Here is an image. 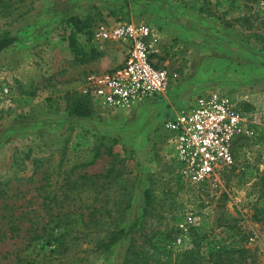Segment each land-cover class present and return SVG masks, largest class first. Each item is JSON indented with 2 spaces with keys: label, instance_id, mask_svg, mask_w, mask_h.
Here are the masks:
<instances>
[{
  "label": "rangeland",
  "instance_id": "374dc122",
  "mask_svg": "<svg viewBox=\"0 0 264 264\" xmlns=\"http://www.w3.org/2000/svg\"><path fill=\"white\" fill-rule=\"evenodd\" d=\"M124 22L158 33L151 57L169 73L166 92L124 109L89 97V113L74 114L84 76L125 54L95 38L98 24ZM7 41L0 264H123L130 239L112 232L143 213L146 190L155 198L136 245L157 250L147 264H169L163 250L198 252L197 264H264V0H0ZM211 91L233 98L252 133L235 140L232 164L192 184L163 123Z\"/></svg>",
  "mask_w": 264,
  "mask_h": 264
},
{
  "label": "built area",
  "instance_id": "2783aa9c",
  "mask_svg": "<svg viewBox=\"0 0 264 264\" xmlns=\"http://www.w3.org/2000/svg\"><path fill=\"white\" fill-rule=\"evenodd\" d=\"M97 39H113L125 46L123 60L102 72H88L82 94L109 109L129 108L169 85L167 69L153 60L159 53V35L145 23L124 22L111 27L98 24ZM163 127L171 156L189 183L212 178L233 163L237 137L252 131L228 94L211 91L198 96L194 104L169 112Z\"/></svg>",
  "mask_w": 264,
  "mask_h": 264
},
{
  "label": "trees",
  "instance_id": "16d2710c",
  "mask_svg": "<svg viewBox=\"0 0 264 264\" xmlns=\"http://www.w3.org/2000/svg\"><path fill=\"white\" fill-rule=\"evenodd\" d=\"M74 22H75V25H77L78 27L82 25L81 19L75 20ZM71 43H76V42L73 41V42H70V44ZM8 44H9L8 41L0 42V49H2L3 47H6ZM93 56H96V52L93 53L91 50L86 54L83 53L82 58H80V60L85 61L88 59H92ZM27 100L29 99L27 98ZM89 106H90V98L88 96L78 97L72 106L73 111H74L73 113L77 115H87V113H89ZM95 155L96 153L92 154L91 157H89L86 162L82 163V165L85 166V165L92 163L93 162L92 158ZM154 198H155V195L153 194V192L152 191L149 192L146 190L144 192V211L143 213L136 220L132 222V225L129 226L128 230H124L123 228H121V229H118L117 231L112 232V234H115V235L117 234L118 237L112 236L111 241L114 239H120L125 236L126 237L128 236L130 239V244L128 245V248L126 250L123 264H147V260L153 258L155 254L157 253V250H155L154 252H150L149 248L147 247L143 248L145 247L143 245L142 246L136 245V235H137L136 233H139V235H141V232L143 231L142 223L145 220V216H147L149 213L148 209L154 203ZM99 245L107 246L108 242L105 239L100 240ZM160 253L161 255L166 256V261L169 264H184V261L186 259L190 260L193 264H197L196 262H198V259L195 260V257H197L198 252H194L193 250H188L182 253H178L174 257L169 251L167 252L163 250Z\"/></svg>",
  "mask_w": 264,
  "mask_h": 264
},
{
  "label": "crops",
  "instance_id": "0c3cea01",
  "mask_svg": "<svg viewBox=\"0 0 264 264\" xmlns=\"http://www.w3.org/2000/svg\"><path fill=\"white\" fill-rule=\"evenodd\" d=\"M158 45H159V44H158ZM121 46H122V48H121V49H122V51H123V53H124V52H125V46H123V45H121ZM158 48H159V53H160V47L158 46ZM159 53H158V54H159ZM156 55H157V54H156ZM153 60H155V61H156V59H155V58H153Z\"/></svg>",
  "mask_w": 264,
  "mask_h": 264
}]
</instances>
